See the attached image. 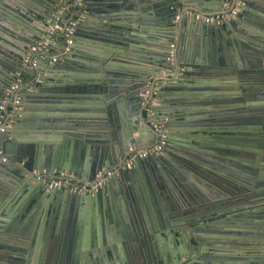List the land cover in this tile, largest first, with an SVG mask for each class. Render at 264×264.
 Returning a JSON list of instances; mask_svg holds the SVG:
<instances>
[{
  "label": "water",
  "instance_id": "obj_1",
  "mask_svg": "<svg viewBox=\"0 0 264 264\" xmlns=\"http://www.w3.org/2000/svg\"><path fill=\"white\" fill-rule=\"evenodd\" d=\"M89 1L80 10L89 12L75 26L67 54L52 64L51 50L58 47L50 44L43 56L32 57L34 79L20 90H32L25 95L30 114L25 103L12 111L14 93L8 88L19 73L29 75L21 61L53 23L60 0H42V6L0 0V105L7 99L5 110L0 108L6 114L0 124L5 127L0 131V264H246L251 257L228 242L247 239L231 241L211 231H264V0L241 5L240 22L247 20L258 33L243 29L240 41L198 19L188 23L185 15L209 9L227 13L237 0H228L229 9H223L227 0ZM245 11L249 15L243 16ZM185 26L190 50L183 60ZM217 29L224 46L232 43L229 59L221 56ZM148 54L158 67L140 66L134 78L121 69L128 65L118 63ZM192 59L201 67L189 78ZM180 61L187 67L181 75ZM62 67L69 72L59 79L51 75ZM162 69L167 73L161 75ZM231 79L239 82L238 93L185 89L186 83ZM148 108L164 115L158 119L167 127L169 145L124 168L134 152L130 147L157 141ZM238 123L246 126L235 128ZM238 157L245 163L234 166ZM104 169L105 175L115 173L95 193L47 188L54 173L93 182ZM202 181L215 193L206 196ZM184 206L206 212L198 217L190 210L194 217L176 221L170 211L182 212ZM47 210L54 215H45ZM220 214L224 219L208 223L206 236L182 229ZM172 234L182 243L184 235L191 248L157 249L160 235L167 240ZM256 257L264 264V254Z\"/></svg>",
  "mask_w": 264,
  "mask_h": 264
},
{
  "label": "built area",
  "instance_id": "obj_2",
  "mask_svg": "<svg viewBox=\"0 0 264 264\" xmlns=\"http://www.w3.org/2000/svg\"><path fill=\"white\" fill-rule=\"evenodd\" d=\"M75 3V4H74ZM227 5H230V2L228 0L225 2ZM244 4V0H237L236 6L230 11L225 12L223 14L220 13H201V12H194V11H187L185 12V15L188 17L196 18L200 21H203L207 24L220 26L225 23H228L233 18H235L241 11V5ZM75 6V9H78V17L73 18L74 14L72 15V18L66 21V17L64 16L69 11L68 9L71 6ZM85 5V0H60V7L57 8L56 13L52 16L50 19L53 23H51L49 26L45 27V33L43 35V38L41 41L37 42L33 46L30 47L28 50L23 63L24 64H31L32 66H35L37 64L36 61L32 60V57L37 54L43 56L44 53L47 51V47L50 46V44H55L58 47V50L56 53H53L51 56V62H56L60 58V56L67 54L70 51V46L73 44L74 39L73 35L75 32V26L80 21H83L86 19V11L80 12L81 8ZM63 42L62 47H59L58 43ZM172 46H174L172 44ZM173 50H171L170 57L168 59L170 61H173ZM184 67L180 69L181 72H183ZM180 72V73H181ZM150 81L147 83V86H150ZM24 86V83L22 80L16 81L12 86L8 88V93H14V99L12 101V111H16L20 108V104L22 102V95L20 94V90ZM149 91H146V94H148ZM7 102V99L3 101V103L0 105V108L2 111L5 110V104ZM0 113V124H2L6 119V114L4 112ZM147 118L157 133V141L147 147L138 148L137 150L134 147H130V150L134 151L131 156L127 159L126 164L123 166L130 167L131 164H133L138 158H146L149 156H156L161 154L165 151V149L169 145V133L167 130V127L162 123L156 116H154V112L151 108H148L146 110ZM5 130V127H0V131ZM115 172L113 170H107L105 175V169L101 171L98 174L99 179L97 181H88L85 179L78 180L73 174L68 173H54V178L47 183L48 189H60V190H67L69 193H86L91 192L95 193L100 190L104 182H106L109 177L114 174Z\"/></svg>",
  "mask_w": 264,
  "mask_h": 264
},
{
  "label": "crops",
  "instance_id": "obj_3",
  "mask_svg": "<svg viewBox=\"0 0 264 264\" xmlns=\"http://www.w3.org/2000/svg\"><path fill=\"white\" fill-rule=\"evenodd\" d=\"M33 2H34V4H36L37 6L40 4L41 6L43 5L42 4V0H32ZM95 2H99V0H95ZM228 2H230V1H228ZM75 4V3H74ZM91 4V1H89V0H85V5L83 6V7H85V6H87V5H90ZM114 4V3H113ZM242 5H245V6H247V7H249V4H247L246 2H244V4H242ZM111 6H113V5H111ZM115 6V5H114ZM231 6V2H230V5L228 4L227 5V3H224V6H223V9L224 8H227V9H229V7ZM79 9V8H78ZM78 9H75V6H71L69 9H68V11H69V16H67L66 18V21L67 20H69V19H71L72 18V15L75 13V12H77L78 11ZM253 11V10H252ZM87 12H89V11H86V13ZM205 12H208V13H214L215 11H212L211 9H209V10H205ZM250 13V12H249ZM249 13L247 12V11H245L244 12V15L243 16H245L246 14H248L249 15ZM242 16H241V12L235 17V18H233L232 20H238L239 22H238V24L237 25H232V24H228V26L226 25V23L225 24H223V25H220V26H216V25H214L216 28H222L223 29V31H224V33H228L229 34V36H236V37H238L239 38V41H240V39H242V36H243V34H242V30L243 29H245V30H248L249 32H252V33H254V34H257L258 32H255V31H252L251 29H249L250 28V24H249V22L247 21V20H244V21H242V22H240V18H241ZM187 18H188V23H191V21H192V18L193 17H188L187 16ZM187 18H185V19H187ZM196 19V18H195ZM203 22V21H202ZM38 23V22H37ZM184 23V22H183ZM197 23V22H196ZM203 23H205V22H203ZM229 23V22H228ZM34 24V23H33ZM182 27H183V24H182ZM186 28L184 29V30H186V32L184 33V43H183V45H182V57L184 58L183 60H185V57L183 56V55H187L188 53H189V50H190V43H189V41H188V35H189V33H188V26H185ZM6 34V33H5ZM10 34V33H9ZM191 34V33H190ZM13 38V37H12ZM216 40H220V43H221V47H220V50L222 51V57L223 58H226V59H229V58H231L230 56H231V50H230V47H229V45H231L232 46V43H231V41H230V43L228 44V46H227V44L224 46V42H223V38H222V36H221V30L220 29H217V34H216ZM129 41V40H128ZM82 43H84L85 45H87L86 44V42H82ZM240 43V42H239ZM10 44V43H9ZM54 46H56L55 44H53ZM224 46V47H223ZM227 46V47H226ZM57 47V46H56ZM240 47H241V49H242V51H243V49L245 48L244 47V45L242 44V43H240ZM222 48H225L224 50L222 49ZM140 50V49H139ZM140 51H143V50H140ZM57 52V50H51V53L53 54V53H56ZM230 54V55H229ZM227 55H229L228 57H226ZM150 56H151V54H148V57L147 58H143V59H141V60H138V61H129V60H124L123 62L122 61H120V62H118V63H120V64H123V65H128V67L127 68H121V69H126V71H128L129 73V75H131V77H135L134 76V74L137 72V71H141V70H138V69H136V68H138V67H140V66H142L143 68H148V67H151V68H157L158 66H155L153 63H151V61H150ZM25 58V57H24ZM24 58L22 59V61H21V65L25 68V69H28L27 70V73L29 74L30 73V70L33 68V66L31 65V64H24L23 63V60H24ZM201 61H203V62H209L208 61V57H206L205 59L202 57V59H200ZM184 61H180V69H182V67H184V70H185V67H186V65H185V63H183ZM52 64L54 63L53 61L51 62ZM192 64H189L188 66V72H187V75H189L188 77L189 78H193V77H196V75L194 74V72L192 71V69H200V65H199V62L197 61V59H195L194 61H193V59H192V62H191ZM247 66H249V68H250V63L247 61ZM43 66V65H42ZM246 66V67H247ZM135 67V68H134ZM203 67V66H202ZM187 68V67H186ZM191 70V71H190ZM58 71V69H56L55 70V72L53 71V72H51V75L52 76H55V77H57V79H59L60 77H61V75H63V74H66V73H68L69 71L65 68V67H62L61 69H59V71L60 72H57ZM165 72L167 73V71H164L163 69H162V71H161V75H163V74H165ZM184 72V71H183ZM183 72H181V73H179V75H181ZM55 74V75H54ZM117 75H118V73H117ZM18 77H17V81L18 80H22L23 81V83H24V85H29L30 84V82H32V80L34 79V77L32 76V75H28V76H26V75H24V74H22V73H19L18 75H17ZM40 76H42V75H40ZM39 76V77H40ZM58 76H60V77H58ZM120 73H119V75H118V77L117 78H120ZM131 77H129V78H131ZM126 78H128V77H126ZM132 78V79H133ZM52 79H54V77L52 78ZM245 81V82H244ZM246 81H247V79H245V80H243L242 82H241V85H244V84H246ZM128 85V84H127ZM238 85H239V82L237 81V80H233V79H231V80H225V81H219V82H213V83H210V81L208 82V81H202V82H193V83H186V91H188L189 90V88H191V86L192 87H202V89L201 90H199V91H194V92H213V93H215V92H221V93H226V92H228V91H231V90H234V92H239V91H241L240 90V87H238ZM214 87H216V88H218L217 90H215L214 89ZM30 92H32V90H31V88H28L27 89V93H25V94H23V93H20L21 95H22V102H21V104H23L24 105V103L27 105V107L26 108H24L25 109V112L26 113H32L33 111H32V109H33V107H32V103L31 102H29V99H25V95H27L28 93H30ZM216 94V93H215ZM144 96H146L145 94H144ZM209 97H211V96H209ZM154 100H156V102H161L160 101V98L157 96L156 97V99H154ZM20 108H22V107H20ZM166 109V107H164V110ZM157 110V109H156ZM147 112V111H146ZM154 112V111H153ZM154 116H156L157 118H158V116H164V115H158V114H155V112H154ZM237 125V126H236ZM244 126H246L245 124H243V123H238V124H235L234 125V127L235 128H244ZM240 131V130H239ZM226 132V130L223 132V133H225ZM0 178H2V177H0ZM84 179V178H83ZM205 182H201L199 185H200V187H201V189L205 192V195L207 196V194H211V193H215V189H210V186L209 185H203ZM0 184H1V182H0ZM209 188V189H208ZM201 192V191H200ZM203 192V193H204ZM228 197H230V195H228ZM0 202H1V200H0ZM47 204H48V200H47V202H44L43 203V209H44V205L47 207ZM219 204V203H218ZM227 205H230V204H225V206L226 207H228ZM41 211H42V209H41ZM171 213H175V212H179L177 209H174V210H171L170 211ZM206 211L204 210V211H202V214L203 213H205ZM180 213V212H179ZM46 215V214H45ZM47 215H54V212L51 210H47ZM223 216L220 214V215H213L212 217H209V216H207V218H205L208 222H206L205 224H204V227L206 228V226H207V224L208 223H211V220L214 218L215 220L214 221H219V220H223L224 218H222ZM204 221V220H203ZM219 224V223H218ZM194 225H195V223H194V221H191V222H189V224H187L186 223V227H190L192 230H195V228H197L198 226H195V228H194ZM220 225V224H219ZM207 229V228H206ZM231 229H233V228H231ZM208 230V229H207ZM190 232V231H189ZM251 232H243V231H236V232H227V231H224L223 229H219V230H217V233H215V236H217V237H223L224 239H226L227 237H229V239L231 240V239H234L235 240V237H241V238H243V240L244 239H247V240H245V242L244 243H242V242H228V243H230L232 246H234V248H233V250H235V249H237V251H240V249L243 251V253L245 254V255H247V256H249V257H251V260H249V261H247L246 262V264H259V261H258V257H256V256H260L261 254H264V231L263 232H261V233H259V232H256L255 231V233H251ZM263 233V236H261V234ZM196 234H200V235H204V236H206V235H208V233H206V231H200V232H196ZM195 233H191V235H193V236H195L196 235ZM173 235V234H172ZM189 236H190V233L188 234ZM234 240H231V241H234ZM185 242L184 243H182V242H180V241H178L177 239H176V236H175V234L172 236V237H168V239L167 240H165L164 239V237H162V235H160V237H159V240H158V248L157 249H163V247H165L166 249H170V248H172V249H174L177 245H183V247H184V250H186V249H188V248H191L190 247V245H189V243H188V241L185 239L184 240ZM156 249V252L158 251ZM236 263V262H235ZM238 264V263H237ZM240 264H242V263H240Z\"/></svg>",
  "mask_w": 264,
  "mask_h": 264
},
{
  "label": "flooded vegetation",
  "instance_id": "obj_4",
  "mask_svg": "<svg viewBox=\"0 0 264 264\" xmlns=\"http://www.w3.org/2000/svg\"><path fill=\"white\" fill-rule=\"evenodd\" d=\"M169 138H170V136H169ZM238 159H239V161H236V162H234V166H240V165H242V163H245L244 161H242L239 157H238ZM184 208H186V206H184ZM190 210L196 215V216H198V217H202L203 216V214H202V211L201 210H196L194 207H191L190 206V209H188L187 210V208H186V210H182V212H183V214H182V212H180V213H178V212H175V213H171V215H172V217L176 220V221H179V222H182L181 220H180V218H183V217H186L187 219L188 218H191V217H194L195 215H193L191 212H190ZM184 213H188V215H184ZM46 215H47V213H46ZM204 220V219H203ZM197 221V220H192V221H194V223H195V225H194V228H195V226H198L197 228H195V230L197 231V232H200V231H206V228L207 229H209V230H211V228L210 227H204V221ZM212 221H214L213 219L211 220V223H212ZM191 222V221H190ZM202 222V223H201ZM215 222V221H214ZM184 223V222H183ZM210 223V224H211ZM212 227V226H211ZM182 229L183 230H185V231H187L188 232V229H187V227H186V224H182ZM211 232H213L214 234H215V231H211ZM189 233V232H188ZM207 233V232H206ZM204 236V235H203ZM186 239V237L183 235L182 236V240L184 241L185 239ZM184 250V247H183V245H177L174 249H172V248H170V249H168L171 253L172 252H175V251H179V250ZM160 260H161V258H160ZM161 263V262H160Z\"/></svg>",
  "mask_w": 264,
  "mask_h": 264
}]
</instances>
